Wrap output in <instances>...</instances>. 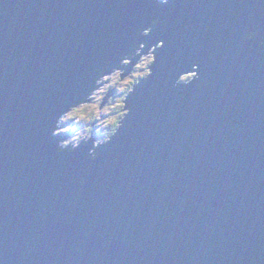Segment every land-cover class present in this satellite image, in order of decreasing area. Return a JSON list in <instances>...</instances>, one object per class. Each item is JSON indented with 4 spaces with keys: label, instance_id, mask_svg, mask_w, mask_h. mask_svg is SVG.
I'll return each instance as SVG.
<instances>
[{
    "label": "water",
    "instance_id": "1",
    "mask_svg": "<svg viewBox=\"0 0 264 264\" xmlns=\"http://www.w3.org/2000/svg\"><path fill=\"white\" fill-rule=\"evenodd\" d=\"M261 39L264 0H0V264H264ZM161 40L99 158L58 152L98 69Z\"/></svg>",
    "mask_w": 264,
    "mask_h": 264
},
{
    "label": "clouds",
    "instance_id": "2",
    "mask_svg": "<svg viewBox=\"0 0 264 264\" xmlns=\"http://www.w3.org/2000/svg\"><path fill=\"white\" fill-rule=\"evenodd\" d=\"M161 2L163 4H168L169 0H161ZM158 23V20H153L148 27L141 30L140 34L143 36L151 35ZM257 36H260L259 32H250L245 39L251 40ZM260 43L261 45H264V39H261ZM147 47V41H141L133 46V50L131 52L122 55L119 62L113 64L112 61H109L107 64L98 69V75L95 79L92 90L82 100H80V102L70 105L67 110L60 114L56 121L52 131L53 137H59L70 132H74L70 138L63 139L58 142V152L62 153L69 150L74 153L81 148V145L88 147L91 142V147L88 152L89 159L95 161L99 158L102 154L103 148L111 142L112 137L118 134L121 128L125 127V118L129 115L131 110L127 108V115L123 116L118 124L115 120L109 119L101 130L95 132L98 136L94 141V133L89 137L83 133V129L81 127L77 126L80 124L79 119L74 120L72 123H70V121L75 115L82 112L86 105L91 104V110H97L99 103L103 101V97L107 93L108 89L119 84L121 76L126 77L134 72H138L140 75V78L134 83V85L128 88L127 97H129L134 92L137 85H139L143 80H146L154 75L153 66L157 60V52L159 49L165 47V41L161 40L157 44L152 45V47L145 53L144 50ZM137 57H139V59L133 66V60ZM130 66L131 71L129 72L128 69ZM198 79H200V72L199 64L197 63L192 65L191 71L183 72L173 82L172 87L177 88L181 85L189 86ZM119 91H124V89L120 88ZM105 111H107V109H105ZM108 125H115L113 129H110L113 133L110 136H106L105 134V130H108Z\"/></svg>",
    "mask_w": 264,
    "mask_h": 264
},
{
    "label": "rangeland",
    "instance_id": "3",
    "mask_svg": "<svg viewBox=\"0 0 264 264\" xmlns=\"http://www.w3.org/2000/svg\"><path fill=\"white\" fill-rule=\"evenodd\" d=\"M161 1V0H160ZM140 78V75L138 72H134L130 75H127L126 77L124 76V81L122 82L120 80L119 84H117L115 87L117 89V91L115 92V96L111 99V104L110 105H106L105 107L102 108V110L100 109V103H99V107L97 110H95V115L96 117L99 118V116L102 118L101 121H99V127L100 128H103L104 124L107 123V121L109 119H113L115 120L116 122L119 121L121 118H123L124 116V111L119 109L117 110V107L119 106H122L123 104V101H122V96H124V94L126 93V91L128 90L129 87H131V84L132 83H135L137 80L136 79H139ZM121 79V78H120ZM120 88H123L124 91H119ZM110 90H114V87H110L107 91V93L110 91ZM106 95V94H105ZM104 95V97H105ZM103 97V98H104ZM123 108V106H122ZM92 109V105L89 104V105H86L84 110L82 112H80L78 115H75L73 117V119L70 121V123H72L74 120L76 119H79L80 121V124L77 125L78 127H81L83 129V133L85 135H88L90 133V131H92L93 129H91V123L89 122V112L93 111L91 110ZM105 109H107V111H105ZM101 110V111H99ZM114 113H117L116 115H114ZM113 128V125L109 127L108 125V130L105 131V134L106 136H110V129ZM71 130V129H69ZM74 132H70L68 134H65L64 136H66L65 139H68L70 138L71 135H73Z\"/></svg>",
    "mask_w": 264,
    "mask_h": 264
},
{
    "label": "flooded vegetation",
    "instance_id": "4",
    "mask_svg": "<svg viewBox=\"0 0 264 264\" xmlns=\"http://www.w3.org/2000/svg\"><path fill=\"white\" fill-rule=\"evenodd\" d=\"M121 80V79H120ZM137 80V79H136ZM114 91L116 92L117 91V89H116V87H114ZM115 94L116 93H114V96H115ZM111 102H109V103H107L108 105L110 104ZM102 110V109H101ZM101 110H99V111H101ZM92 119H93V121H92V123H91V129H93L92 131H90V133L87 135V136H91V134H93L94 133V135H93V141L97 138V136H98V134H96L95 132H97V131H99V130H101V128L100 127H98V126H100L99 125V120L101 121L102 120V118L99 116V118H97L96 116H95V114L92 116Z\"/></svg>",
    "mask_w": 264,
    "mask_h": 264
},
{
    "label": "trees",
    "instance_id": "5",
    "mask_svg": "<svg viewBox=\"0 0 264 264\" xmlns=\"http://www.w3.org/2000/svg\"><path fill=\"white\" fill-rule=\"evenodd\" d=\"M137 80H138V79H137ZM133 85H134V83L131 84V86H133ZM126 95H127V91H126V93L124 94V96H122V98H121L122 101L125 99ZM113 97H114V96H113ZM113 97H112V98H113ZM110 101H111V99L108 101V103H109ZM111 102H112V101H111ZM110 104H111V103H110ZM110 104H109V105H110ZM121 104H123V103H121ZM122 106H123V105H122ZM122 106H120V107L118 106V107H117V110H119V109L122 110ZM94 114H95L94 111L89 112V122H90V123H92V121H93L92 116H93ZM116 114H117V113H114V115H116ZM95 116H96V115H95ZM97 118H98V117H97ZM121 119H122V118H121ZM121 119H120V120H121ZM120 120H119V121H120ZM99 121H100V120H99ZM119 121H117V124L119 123ZM110 126H112V125H109V127H110ZM114 127H115V125H113V128H114ZM113 128H112V129H113ZM105 131H106V130H105ZM109 135H112V131H110V134H109Z\"/></svg>",
    "mask_w": 264,
    "mask_h": 264
},
{
    "label": "bare ground",
    "instance_id": "6",
    "mask_svg": "<svg viewBox=\"0 0 264 264\" xmlns=\"http://www.w3.org/2000/svg\"><path fill=\"white\" fill-rule=\"evenodd\" d=\"M127 74V73H126ZM114 91V90H113ZM114 93H115V91H114ZM124 116H125V112H124ZM113 134V133H112Z\"/></svg>",
    "mask_w": 264,
    "mask_h": 264
}]
</instances>
